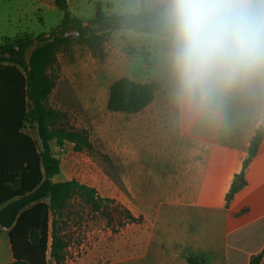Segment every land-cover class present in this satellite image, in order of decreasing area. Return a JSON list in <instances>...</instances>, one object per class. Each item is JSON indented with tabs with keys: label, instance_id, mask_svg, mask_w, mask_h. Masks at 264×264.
<instances>
[{
	"label": "crops",
	"instance_id": "0c3cea01",
	"mask_svg": "<svg viewBox=\"0 0 264 264\" xmlns=\"http://www.w3.org/2000/svg\"><path fill=\"white\" fill-rule=\"evenodd\" d=\"M160 82L147 108L120 113L129 117L115 134L116 169L128 190L119 187V199L181 206V217L172 216L177 228L156 235L146 252L131 245L123 263L152 255L155 264H189L177 253L182 246L204 264H251L264 253V139L245 170L246 186L230 203L226 198L252 138L264 127L262 87L250 96V87L239 85L193 110L176 99L172 70ZM9 231L0 226V237L6 236L0 264L14 261Z\"/></svg>",
	"mask_w": 264,
	"mask_h": 264
},
{
	"label": "rangeland",
	"instance_id": "374dc122",
	"mask_svg": "<svg viewBox=\"0 0 264 264\" xmlns=\"http://www.w3.org/2000/svg\"><path fill=\"white\" fill-rule=\"evenodd\" d=\"M158 2L147 0V5L152 9ZM68 4L72 15L83 19H92L98 12L124 14L140 10L139 0H68ZM62 18L55 0H0V44L18 36L48 33ZM68 35L77 36L75 31H69ZM170 44L169 31L144 34L119 30L108 36L99 54H93L81 40L58 51L57 62L50 70L56 85L48 105L60 112V124L68 130H86L93 148L80 153L69 142L62 148L55 146L61 172L53 180L75 179L95 188L103 200V209L94 211L80 197H74L57 217L66 244L61 264H155L152 255L143 261L123 262L131 245L146 252L156 235L177 228L171 217H181V206L130 205L120 201L118 188L126 190L116 169L119 156L114 147L115 134L117 126L120 130L123 119L128 121L129 116L107 109L109 87L121 77L161 83L172 70ZM242 85L250 87V96L257 95L252 92L254 87H262L259 95L264 101V84ZM25 131L38 140L36 130L26 127ZM0 238L3 246L5 234ZM176 250L181 261L186 262L189 253L185 247ZM47 257L55 263L50 250Z\"/></svg>",
	"mask_w": 264,
	"mask_h": 264
},
{
	"label": "trees",
	"instance_id": "16d2710c",
	"mask_svg": "<svg viewBox=\"0 0 264 264\" xmlns=\"http://www.w3.org/2000/svg\"><path fill=\"white\" fill-rule=\"evenodd\" d=\"M139 1L136 13L98 12L92 19H83L72 15L68 0H55L63 13L56 28L37 37L18 36L0 44V226L10 230L14 259L10 264H53L47 257L49 250L54 264H61L66 244L57 217L74 197H80L94 211L103 209V200L95 188L75 179L53 180L61 172L55 146L62 148L69 142L81 153L93 145L86 130H68L60 124V112L48 105L56 85L50 70L57 62L59 49L76 40L83 41L96 55L115 31H169L164 4L156 3L150 9L147 0ZM69 31H75L77 36H69ZM158 89L154 81L143 83L121 77L109 87L107 109L113 113H138L153 102ZM26 127L36 130L38 140L25 131ZM263 139L261 127L251 140L243 170L235 176L227 194V204L246 186L245 170ZM263 255L253 257L251 264H261ZM187 261L204 264L194 258Z\"/></svg>",
	"mask_w": 264,
	"mask_h": 264
},
{
	"label": "clouds",
	"instance_id": "9594fccd",
	"mask_svg": "<svg viewBox=\"0 0 264 264\" xmlns=\"http://www.w3.org/2000/svg\"><path fill=\"white\" fill-rule=\"evenodd\" d=\"M176 99L193 110L264 84V0H163Z\"/></svg>",
	"mask_w": 264,
	"mask_h": 264
}]
</instances>
